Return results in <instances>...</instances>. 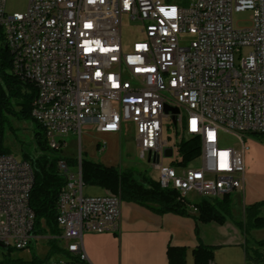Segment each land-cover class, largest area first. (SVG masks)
<instances>
[{
	"label": "built area",
	"instance_id": "2783aa9c",
	"mask_svg": "<svg viewBox=\"0 0 264 264\" xmlns=\"http://www.w3.org/2000/svg\"><path fill=\"white\" fill-rule=\"evenodd\" d=\"M243 11L252 12L245 29L234 24ZM125 16L140 24L139 39L126 47ZM0 28L12 74L37 90L31 117L52 150L80 140L85 125L120 139L135 133L160 188L190 207L192 195L223 200L243 192L246 144L264 146V0H28L24 12L0 0ZM170 123L172 142L164 137ZM224 133L239 148L222 146ZM189 139L200 147L199 166L182 163L180 144ZM107 148L98 142V152ZM77 169L58 162L66 184L56 239L67 255L50 264H89L83 235L120 230L121 198L85 196L81 162ZM34 181L28 162L0 152V244L7 249L40 239L30 207Z\"/></svg>",
	"mask_w": 264,
	"mask_h": 264
},
{
	"label": "trees",
	"instance_id": "16d2710c",
	"mask_svg": "<svg viewBox=\"0 0 264 264\" xmlns=\"http://www.w3.org/2000/svg\"><path fill=\"white\" fill-rule=\"evenodd\" d=\"M12 56L7 48L4 34L0 28V152L9 154L3 147L6 127L11 119H32V102L37 95V90L30 82L12 74ZM34 121V120H33ZM35 122V121H34ZM36 123V122H35ZM39 132L35 134V142L40 149L39 156L24 155L23 161L28 162L34 171V185L30 197V207L35 214L34 234L38 236H50L49 253L45 259L38 256L29 261H20V264H45L49 259L58 254L67 255L64 245H59L58 238L61 234L57 222L58 198L66 184V178L58 170V162L65 160L69 166L75 163L71 158H65L61 151L52 150L45 139L44 129L38 124ZM182 163H189L199 156L200 147L194 140H183L180 144ZM82 179L85 186L98 187L106 192L117 195L123 201L132 202L158 213H173L188 215L185 204L179 200L173 191L162 190L159 184L148 178L137 181L133 174L114 167L81 161ZM230 196L223 200H201L195 204L197 215L195 219L201 223L215 222L224 224L227 219L234 220L231 210ZM259 204L245 209V221L234 220L235 224L245 233L251 230L264 229V219L260 216ZM257 246L264 250V240L258 241ZM31 245L29 246V248ZM10 252L11 249H8ZM169 264H186V249L179 247L168 248ZM257 253V264H264ZM196 264L212 263V249L200 245L194 251ZM0 264H10L6 260Z\"/></svg>",
	"mask_w": 264,
	"mask_h": 264
},
{
	"label": "rangeland",
	"instance_id": "374dc122",
	"mask_svg": "<svg viewBox=\"0 0 264 264\" xmlns=\"http://www.w3.org/2000/svg\"><path fill=\"white\" fill-rule=\"evenodd\" d=\"M186 1V0H182ZM28 0H7V10L10 12H24L27 8ZM251 11H243L234 14V24L237 28L245 29L251 26ZM140 24L129 20L126 16L122 21V41L126 47L129 43L139 39L138 32ZM245 54L248 50L244 51ZM171 124V123H170ZM165 125L164 137L171 142L175 141V127L173 124ZM39 132L37 124L31 119H11V123L6 127L3 147L7 152L18 160H23L24 155L39 156L40 149L35 142V134ZM100 141H106L108 148L104 153L98 152L96 144ZM67 147L61 151L65 158H71L75 163L70 166L72 172L76 173L82 160L90 161L104 167L119 168L129 171L137 181L148 178L152 181H158V172L147 160L139 156V148L136 143L135 133H124L122 138L117 136H99L92 127H84L83 135L67 138ZM222 146H231L239 148L235 137L228 133L222 134ZM171 160L165 159V165H170ZM201 159L195 158L190 166H199ZM244 166L246 172V183L242 193L232 194L231 210L235 220L245 221V209L255 204L261 208L260 216L264 219V146L248 142L244 155ZM109 193V192H107ZM103 192L98 187L85 186L84 195L88 197L101 196ZM111 194V193H110ZM200 197L190 196L188 201L196 204ZM50 236H40L39 240H34L31 247L25 250L17 251L11 249L4 250L0 248V263L10 260V264H20V261L29 262L34 256L45 259L49 253L50 245L48 240ZM264 240V229L251 230L248 235V251L250 258L255 261L257 253L259 259L264 261V250L259 249L257 242ZM59 245L61 241L58 239ZM63 258L62 255H54L45 264H50L55 260Z\"/></svg>",
	"mask_w": 264,
	"mask_h": 264
},
{
	"label": "crops",
	"instance_id": "0c3cea01",
	"mask_svg": "<svg viewBox=\"0 0 264 264\" xmlns=\"http://www.w3.org/2000/svg\"><path fill=\"white\" fill-rule=\"evenodd\" d=\"M84 127L95 130L93 125ZM95 133L108 136L96 130ZM109 136L119 138L118 135ZM101 191L102 195L107 193ZM183 203L188 209L186 216L158 214L147 207L122 200L121 225L117 234L83 235L89 264H169L167 252L170 246L185 248L186 264H196L194 251L200 245L212 249L210 264H257L248 251L249 233L245 234L235 224V219L228 218L224 224L201 223L195 219L196 208Z\"/></svg>",
	"mask_w": 264,
	"mask_h": 264
},
{
	"label": "water",
	"instance_id": "95a60500",
	"mask_svg": "<svg viewBox=\"0 0 264 264\" xmlns=\"http://www.w3.org/2000/svg\"><path fill=\"white\" fill-rule=\"evenodd\" d=\"M168 111V110H167ZM176 112V111H175ZM166 155L167 156H171L172 155V151L171 150H167L166 151ZM0 248L4 249V250H8L6 247H4L3 245L0 244Z\"/></svg>",
	"mask_w": 264,
	"mask_h": 264
}]
</instances>
